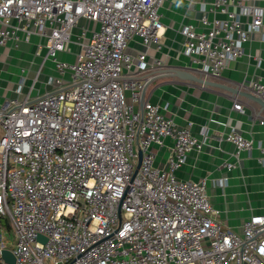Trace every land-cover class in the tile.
I'll list each match as a JSON object with an SVG mask.
<instances>
[{
    "label": "built area",
    "instance_id": "obj_1",
    "mask_svg": "<svg viewBox=\"0 0 264 264\" xmlns=\"http://www.w3.org/2000/svg\"><path fill=\"white\" fill-rule=\"evenodd\" d=\"M165 1L0 0V45L37 36L36 52L45 50L56 71L45 92L0 108V218L14 236L8 243L0 232V264L4 248L14 264H264V215L232 229L205 178L176 175L207 136L142 102L152 78L144 73L163 65L147 49L161 48ZM263 18L258 0H210L199 9L203 29L180 25L176 57L188 58L186 69L221 77L251 35L262 33ZM137 38L144 49L132 52ZM71 43L79 46L75 60L59 59ZM242 87L264 100V78ZM234 108L245 112L240 102ZM167 138L172 146L160 168L153 149ZM225 139L253 148L236 131ZM215 184L224 187L227 178Z\"/></svg>",
    "mask_w": 264,
    "mask_h": 264
},
{
    "label": "crops",
    "instance_id": "obj_2",
    "mask_svg": "<svg viewBox=\"0 0 264 264\" xmlns=\"http://www.w3.org/2000/svg\"><path fill=\"white\" fill-rule=\"evenodd\" d=\"M210 0H166L161 8L165 30L160 38L161 48L152 44L148 49L150 60L157 59L163 65H156L150 72L168 67L186 69L189 60L184 55L177 58V50L182 46L183 35L179 32L181 24H194L198 29L204 27L199 21V9L202 4L209 5ZM264 7V0H258ZM210 17H213L210 14ZM248 21V18H243ZM87 23L94 27L93 22ZM80 30L73 32V39ZM138 39V38H137ZM39 38L33 36L30 42L0 45V108L10 98L23 97L26 94L36 96L49 89L48 79L55 74L54 62L36 52ZM130 50H143L141 42H131ZM71 53L59 52L61 60L74 61V53L79 51L77 43L70 44ZM189 70V69H187ZM192 71V70H190ZM141 75V76H142ZM142 76V77H143ZM204 76V75H203ZM214 84L179 77H157L149 82L145 98L160 106L161 112L174 119L179 125L191 123L193 133L207 143L201 152L192 150L185 163L176 171L183 180H207V192L212 204L223 211L227 225L239 232L243 222L252 214L264 215V109L262 106L240 94L254 78H264V18L263 31L251 35L244 43V54L229 63L221 77L204 76ZM22 85L21 91L18 88ZM230 88V89H228ZM234 102H240L245 112L234 108ZM236 131L253 140L251 150H238L225 139L226 134ZM2 131L0 128V138ZM172 146L171 139L165 140L163 147H155L154 164L166 168V160ZM227 163L235 164L228 169ZM226 177L227 185L215 184L216 180ZM0 232L8 243L12 229L0 225Z\"/></svg>",
    "mask_w": 264,
    "mask_h": 264
},
{
    "label": "water",
    "instance_id": "obj_3",
    "mask_svg": "<svg viewBox=\"0 0 264 264\" xmlns=\"http://www.w3.org/2000/svg\"><path fill=\"white\" fill-rule=\"evenodd\" d=\"M148 76L152 77L151 81L157 77L172 76V77H179V78L185 79V80H191V81L199 82V83L204 84V85L214 84L212 81H210L209 79L204 77L202 74H199V73H196V72H193V71L181 68V67H174V66L168 67L166 69H160V70L150 72V74H148ZM228 89H230V88H228ZM145 90H146V88L144 89V91L142 93V102H144L146 100ZM239 93L243 94L244 96H247L251 100L258 102L262 106V108L264 109V100L262 98L256 96L255 94H253L252 92H250L248 90H240ZM141 160H142V152L139 151V159H138V163H137V169L139 168V166L141 164ZM38 237H39V239H43L44 241L46 240V238L43 237L42 235H39ZM2 257H3L4 262H5L4 264H14V262H15V257L13 255L12 251L7 249V248H4L2 250Z\"/></svg>",
    "mask_w": 264,
    "mask_h": 264
},
{
    "label": "trees",
    "instance_id": "obj_4",
    "mask_svg": "<svg viewBox=\"0 0 264 264\" xmlns=\"http://www.w3.org/2000/svg\"><path fill=\"white\" fill-rule=\"evenodd\" d=\"M0 225L5 226L7 229H10L11 228L9 219L7 217L0 218Z\"/></svg>",
    "mask_w": 264,
    "mask_h": 264
},
{
    "label": "rangeland",
    "instance_id": "obj_5",
    "mask_svg": "<svg viewBox=\"0 0 264 264\" xmlns=\"http://www.w3.org/2000/svg\"><path fill=\"white\" fill-rule=\"evenodd\" d=\"M56 72V71H55ZM52 75H55V74H52ZM9 237H11V239L14 238L13 234L9 235Z\"/></svg>",
    "mask_w": 264,
    "mask_h": 264
}]
</instances>
